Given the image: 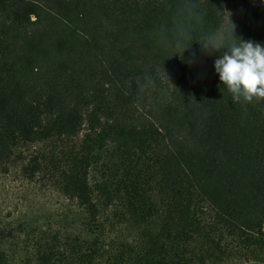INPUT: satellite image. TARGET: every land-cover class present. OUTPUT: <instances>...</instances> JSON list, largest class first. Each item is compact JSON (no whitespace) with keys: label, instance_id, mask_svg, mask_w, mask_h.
Returning <instances> with one entry per match:
<instances>
[{"label":"trees","instance_id":"16d2710c","mask_svg":"<svg viewBox=\"0 0 264 264\" xmlns=\"http://www.w3.org/2000/svg\"><path fill=\"white\" fill-rule=\"evenodd\" d=\"M234 1L0 0V264H264V99L213 68L264 3L218 37Z\"/></svg>","mask_w":264,"mask_h":264},{"label":"clouds","instance_id":"9594fccd","mask_svg":"<svg viewBox=\"0 0 264 264\" xmlns=\"http://www.w3.org/2000/svg\"><path fill=\"white\" fill-rule=\"evenodd\" d=\"M223 46L224 42L217 45ZM226 46L227 51L213 61L219 81L233 100L264 99V43L232 38Z\"/></svg>","mask_w":264,"mask_h":264},{"label":"rangeland","instance_id":"374dc122","mask_svg":"<svg viewBox=\"0 0 264 264\" xmlns=\"http://www.w3.org/2000/svg\"><path fill=\"white\" fill-rule=\"evenodd\" d=\"M264 0H235L234 3L226 8L222 13L221 28L218 37L234 22H236L242 16L244 9L247 6H256L263 4ZM6 190L0 188V209L8 200ZM225 264H249L243 260L231 261Z\"/></svg>","mask_w":264,"mask_h":264}]
</instances>
